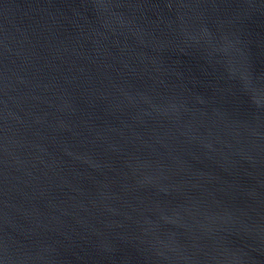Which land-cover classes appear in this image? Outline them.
I'll return each mask as SVG.
<instances>
[{
    "label": "water",
    "instance_id": "water-1",
    "mask_svg": "<svg viewBox=\"0 0 264 264\" xmlns=\"http://www.w3.org/2000/svg\"><path fill=\"white\" fill-rule=\"evenodd\" d=\"M0 264H264V0H0Z\"/></svg>",
    "mask_w": 264,
    "mask_h": 264
}]
</instances>
